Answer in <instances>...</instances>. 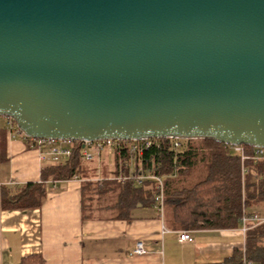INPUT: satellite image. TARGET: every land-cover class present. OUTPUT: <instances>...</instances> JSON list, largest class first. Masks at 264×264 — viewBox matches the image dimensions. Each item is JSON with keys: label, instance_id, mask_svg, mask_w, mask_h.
<instances>
[{"label": "water", "instance_id": "1", "mask_svg": "<svg viewBox=\"0 0 264 264\" xmlns=\"http://www.w3.org/2000/svg\"><path fill=\"white\" fill-rule=\"evenodd\" d=\"M0 117L33 139L264 148V0H0Z\"/></svg>", "mask_w": 264, "mask_h": 264}, {"label": "crops", "instance_id": "2", "mask_svg": "<svg viewBox=\"0 0 264 264\" xmlns=\"http://www.w3.org/2000/svg\"><path fill=\"white\" fill-rule=\"evenodd\" d=\"M83 164L92 181L117 172L115 156L107 153ZM49 166L15 126L0 120V198L4 186L17 191L41 182L42 170ZM46 185L38 209L5 211L0 206V264H19L31 255H42L46 264H222L235 250L245 249L241 226L195 231L194 241L184 243L179 231L166 228L155 206L137 205L127 217H118L114 198L96 199L84 213L83 179ZM138 242L144 255L133 254Z\"/></svg>", "mask_w": 264, "mask_h": 264}, {"label": "trees", "instance_id": "3", "mask_svg": "<svg viewBox=\"0 0 264 264\" xmlns=\"http://www.w3.org/2000/svg\"><path fill=\"white\" fill-rule=\"evenodd\" d=\"M22 134V133H21ZM24 136V135H23ZM29 148L32 138L24 136ZM158 139L157 145L142 155L123 152L115 155V179L101 183L86 179L89 172L81 158L54 164L42 170L41 182L27 183L14 191L1 189L0 206L5 211H26L41 207L47 183L83 179L82 210L92 201L114 198L118 217H127L137 206L154 207L157 182L146 178L125 182L119 176L153 175L162 180L163 220L173 231L230 230L241 226L244 215L257 213L264 218V159H255V148L242 145L245 159L232 146L213 140ZM96 201V202H98ZM244 250H235L222 264H264V222L249 223ZM19 264H46L42 255H31Z\"/></svg>", "mask_w": 264, "mask_h": 264}, {"label": "built area", "instance_id": "4", "mask_svg": "<svg viewBox=\"0 0 264 264\" xmlns=\"http://www.w3.org/2000/svg\"><path fill=\"white\" fill-rule=\"evenodd\" d=\"M2 117H0V120ZM9 125H17L14 120L11 118H5ZM20 132V130L18 129ZM21 133V132H20ZM35 148L40 151V158L43 162L54 165L59 164L63 161L70 160L71 158L78 155L81 158L83 163H90L95 161L102 154L107 153L111 155H121L123 152H128L131 155L142 153L151 148L154 145H157L158 139H144L140 141H122V140H101V141H84V142H75V141H54V140H44V139H33ZM174 141L173 145L175 148L180 146V139H170ZM232 149L235 153L242 156V159H245L244 148L243 146H232ZM255 159H264V148H255ZM146 178H152L157 182L156 195L154 197L155 207L159 213L160 218L163 219L164 203H163V193L164 186L160 178L154 177L153 175H139V176H119L118 180L120 182H125L129 179H135L138 184ZM115 177L106 178V180H112ZM95 182H103L105 178L97 177L94 179ZM254 223L255 225L263 223L264 218H262L257 213H254L251 216L244 215L241 218V228L242 232L246 235L247 231L250 229L249 223ZM179 240L184 243H192L194 241L193 232L191 231H180ZM134 255H144L145 250L143 244L138 242L133 251Z\"/></svg>", "mask_w": 264, "mask_h": 264}, {"label": "rangeland", "instance_id": "5", "mask_svg": "<svg viewBox=\"0 0 264 264\" xmlns=\"http://www.w3.org/2000/svg\"><path fill=\"white\" fill-rule=\"evenodd\" d=\"M112 164H113V160L112 161H110Z\"/></svg>", "mask_w": 264, "mask_h": 264}]
</instances>
